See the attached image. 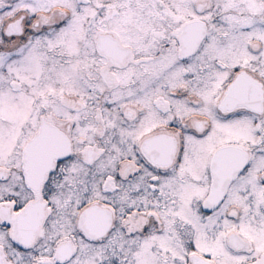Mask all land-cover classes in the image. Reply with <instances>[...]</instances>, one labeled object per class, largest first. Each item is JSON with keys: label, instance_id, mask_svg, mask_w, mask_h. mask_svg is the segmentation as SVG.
I'll return each mask as SVG.
<instances>
[{"label": "snow or ice", "instance_id": "obj_1", "mask_svg": "<svg viewBox=\"0 0 264 264\" xmlns=\"http://www.w3.org/2000/svg\"><path fill=\"white\" fill-rule=\"evenodd\" d=\"M0 264H264V0H0Z\"/></svg>", "mask_w": 264, "mask_h": 264}]
</instances>
